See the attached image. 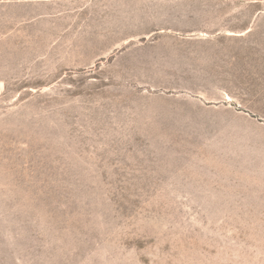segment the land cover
Returning a JSON list of instances; mask_svg holds the SVG:
<instances>
[{
  "label": "rangeland",
  "instance_id": "rangeland-1",
  "mask_svg": "<svg viewBox=\"0 0 264 264\" xmlns=\"http://www.w3.org/2000/svg\"><path fill=\"white\" fill-rule=\"evenodd\" d=\"M0 264H264V0H0Z\"/></svg>",
  "mask_w": 264,
  "mask_h": 264
}]
</instances>
